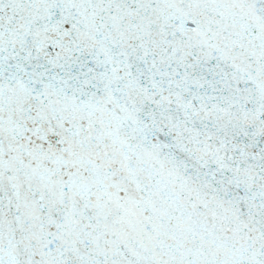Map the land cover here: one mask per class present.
Here are the masks:
<instances>
[{"label":"snow or ice","instance_id":"snow-or-ice-1","mask_svg":"<svg viewBox=\"0 0 264 264\" xmlns=\"http://www.w3.org/2000/svg\"><path fill=\"white\" fill-rule=\"evenodd\" d=\"M0 264H264V0H0Z\"/></svg>","mask_w":264,"mask_h":264}]
</instances>
